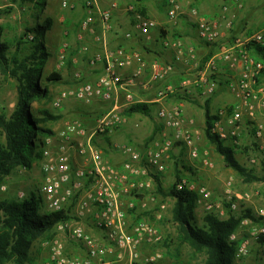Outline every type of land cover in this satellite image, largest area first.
<instances>
[{"label": "built area", "instance_id": "built-area-1", "mask_svg": "<svg viewBox=\"0 0 264 264\" xmlns=\"http://www.w3.org/2000/svg\"><path fill=\"white\" fill-rule=\"evenodd\" d=\"M224 1L222 14L216 19L200 16L197 9L190 10V15L196 19L198 38L204 44L219 43L224 37L221 22H226L229 30L234 27L235 17L227 16L230 4L240 11L246 2ZM61 7L67 11L80 7L84 9L85 16L79 24L77 40L82 43L81 53L85 55L90 52V47L86 45L87 37L98 45L99 50L89 58L88 64L91 69L100 65L102 73L95 82L83 81L82 75L76 74L74 77L78 84L62 90L53 99V107L60 109L67 101L75 100L87 107L100 104L109 105V108L89 129L78 121H67L63 131L44 140L40 161L43 176L40 195L48 212H67L69 219L56 227L82 241L87 249L85 257H68L64 254L63 245L55 242L50 247L47 264H95V260L108 255L117 256L118 261L127 256L129 264H134L142 244L158 245L162 237L155 226L147 223L140 222L129 228V211L143 212L147 209L146 193H157L156 178L166 173L173 156L179 155V151H184L192 161L201 158V131L196 127L195 119L186 118L183 105H167L171 96L177 92L190 94L193 88L202 90L207 97L212 96L218 86L215 78L218 65L220 62L227 64L230 71L238 72L237 76L235 74L228 79V89L238 102L232 113L226 109L219 111V120L214 123L211 132L223 141L240 145L241 133L250 131L257 150L254 146L250 149L249 164L258 167L263 161L264 126L259 122V115L264 116V58L252 53L255 47L264 51V28L236 37L205 63L199 59L196 50L185 46L183 41L163 39V46L173 50L174 60L169 63L154 62L149 79L144 82L141 79L147 67L143 57L139 53L128 52L124 47H110L108 35L113 30V14L118 9L116 3L104 8L100 0H62ZM140 10L137 0H131L127 6V12L132 15L133 29L144 39L151 40L158 23ZM184 14L180 0H168L167 15L172 24L176 25ZM125 37L132 39L133 35L127 33ZM28 39L33 41V35L30 34ZM69 51L70 44L65 42L59 55V69L67 63ZM134 64L136 68L128 74ZM178 65H183L187 73L195 71L196 75L194 78H182L175 87L168 86L158 91L156 121L161 126L158 136L145 150L116 144L114 150L123 157V163L119 167L109 163L98 146L100 139L125 124L124 111L138 103L135 90L147 91L153 85L165 82L176 73ZM203 155L204 166L212 168L214 165L208 157L209 153ZM232 187V181L227 182L225 198L214 203L210 189L193 181L188 173L180 180L175 179L177 192L195 193L198 205L222 220L228 218V210L242 211L241 204L251 199L249 192H235ZM19 198H25V194L21 193ZM169 198L175 202V198ZM167 208L166 203L159 205L158 221L163 219ZM256 216L262 220L255 223L245 219L241 228L247 227L246 230L237 231L230 237L231 242L238 243L237 260L250 256L252 244L259 243L264 237V209L257 211ZM81 221H91L107 244L102 247L86 234Z\"/></svg>", "mask_w": 264, "mask_h": 264}, {"label": "rangeland", "instance_id": "rangeland-1", "mask_svg": "<svg viewBox=\"0 0 264 264\" xmlns=\"http://www.w3.org/2000/svg\"><path fill=\"white\" fill-rule=\"evenodd\" d=\"M48 1L49 4L53 3L57 5V0H33V2H26L25 4L20 3L18 5H12L11 0H0V9L13 8L10 14L0 17V29H2L4 37L8 40H12L23 34L26 29L42 24L48 18L53 20V26L46 37V47L47 51L50 53V57L46 61L44 69L46 74L53 72L58 74H60L59 72L63 73L65 75L64 79L68 81V83H65V81L62 80V82L52 85L50 87L49 100L44 101L42 104L34 103L32 105V111L48 110L52 115L60 117L59 120L53 121L48 125L54 135H57L53 129L59 128L57 131L63 129L64 124L67 121H84L88 126H94L96 122L108 111L109 105L96 104L94 106L87 107L75 100H70L67 101L60 109H55L53 107V99L56 98L62 90L72 88V86L77 85L78 82L75 80V77L72 78L73 82H71V78L68 76L74 73L72 57L69 56L70 51L68 52L67 63L65 66L61 69L57 67L59 65V55L62 45L65 42H68L71 50L72 37L70 34L69 36L66 35V33L68 31L71 33L68 17L69 14L73 13V11L64 10L61 7L62 0H58L59 2L57 8L50 11L47 5ZM220 1L224 4V0ZM39 2H45L46 4L42 7L39 5ZM251 2H253L256 7L253 8L254 11L251 13V16H248L243 22H241H245V24L237 26L236 22L234 23V28L236 26L238 27V30L234 33V39L236 37H241L242 33L251 34L264 28V0H246L244 8L240 11L238 10V15H243L248 9L247 4ZM217 18H219V16ZM209 19L216 18L211 17ZM231 42H220L221 46L217 47V49L213 48L215 49V52L210 58L217 54L223 45L230 44ZM206 59L207 58H204L202 61L204 62ZM235 74L237 76L238 72L234 73L230 71L227 64L220 62L215 75L218 86L213 97H207L203 95L201 90L194 88L190 94L179 92L181 97H187L186 102L191 103V108L194 112L199 114V118L195 119L196 127L201 131L202 135L199 141L201 158L199 160L192 161L187 157V154L184 151H179V155H175L169 163V168L166 173L159 178L163 186L164 194H159L157 192L151 193L153 196H150L151 194L146 193L145 198L147 209L143 212H136L135 210L129 211V228L140 222L147 223L155 226L162 237V242L158 245L142 244V246L138 249V257L135 258L134 264H206L207 257L205 252L199 251L190 246L188 243L182 242V235L180 234L179 228L173 219L175 202L167 197V193L175 183L176 164L179 165L180 170H184L183 167L191 168L192 172H187L185 170L184 172L188 173V176L192 178L193 181L203 184L210 189L214 203H217L225 198L226 184L229 181H232L233 183V191L249 192L251 199L247 202H243L241 204L242 211L234 212L235 214L240 215L245 210H250L252 211V214L258 218L256 216L257 211L264 209V182H247L236 172L227 168L222 156L218 154L216 147L204 134V106L207 100H211V108L214 110L213 114L215 115H217L221 109H234L237 105V99L228 89L229 80L228 78H225V75L232 77ZM173 75L169 77L166 82L170 81L171 84L177 83L180 77L175 78V81H173ZM195 75L196 72L192 70L189 73L185 72L180 79L185 77L194 78ZM83 81H85V79H83ZM221 83L223 85H220ZM134 92L137 97L141 95L139 91L135 90ZM16 100V83L13 80L2 76L0 72V111L6 109L8 113H11L15 108ZM168 100L178 102L172 96ZM201 102L202 105H200ZM157 110V107H153L150 117L140 114L125 117V124L112 132L116 134L114 135L115 140H111V133L100 139L98 146L104 152L105 159L109 163L116 167L121 166L123 163V157L114 150V146L116 144L130 145L139 150H145V148L149 146L154 131L158 130V122L156 121ZM259 122L264 126V116L261 114L259 115ZM249 132L250 131H243L239 137L240 148L236 152L237 159L241 165L249 170H253L256 176L262 177L264 176V158L258 167H251L249 164L248 157L250 155V149L253 148L254 143V136L251 135V133L249 134ZM205 152L209 153L208 157L213 162L214 166L212 168L206 167L203 164L202 160ZM40 161L41 159H37L30 170L16 168L11 176L5 179L4 185L2 186L5 187V190L1 189V196L4 199L19 198L20 194L24 193L25 197L29 199L32 192L39 196L40 187L43 184ZM162 203H166L168 208L164 213L163 219L158 221L156 219V214L159 210V205ZM43 205L44 210L47 211L45 204ZM207 214L208 212L203 206H196L194 216L195 221L199 226L203 225ZM227 215L228 211L226 212V216ZM258 219L260 221L262 220L260 218ZM81 222L82 228L86 234L94 238L102 247L107 244V241L103 239L102 236H96L93 234L92 231L94 228L96 229V227L92 225L91 221ZM246 228L247 227L244 229L240 228L238 232L244 231ZM55 242H60L63 245L64 254L68 257H85L87 254V249L82 241L72 238L68 232L61 231L55 227L49 235L40 237L33 244L30 250V259L26 264H47L49 260L50 247ZM263 259L264 245L261 243H253L251 255L241 261H238L237 264H263ZM94 262L95 264H129V257L126 256L124 260L118 261L117 256L108 255L102 259L95 260Z\"/></svg>", "mask_w": 264, "mask_h": 264}, {"label": "trees", "instance_id": "trees-1", "mask_svg": "<svg viewBox=\"0 0 264 264\" xmlns=\"http://www.w3.org/2000/svg\"><path fill=\"white\" fill-rule=\"evenodd\" d=\"M26 2H33V0H11L12 5ZM45 4V2H39L42 7ZM12 10L13 8L0 9V17L10 14ZM140 11L146 15L144 10ZM52 26L53 20L48 18L42 24L26 29L23 34L12 40L4 37L0 29V72L2 76L16 83L17 90L14 110L11 113H8L6 109L0 111V264H26L30 259L33 244L40 237L49 235L59 223L69 219L65 211L53 213L45 211L41 195L37 196L34 192L29 199L27 197L4 199L1 196L5 179L11 176L16 168L30 170L37 159H42L44 140L54 135L48 125L60 119L48 110L32 111V105L49 100L50 87L63 80L60 74L54 72L46 74L44 69L50 57L46 47V37ZM235 31L233 27L226 41L231 42L234 39ZM30 34L34 37L33 41L28 39ZM219 46L220 44H216L214 48L217 49ZM215 49L205 61L214 54ZM252 54L264 58V51L259 47H255ZM178 80L175 86L182 79ZM214 95L215 93L211 97ZM179 97L183 100L187 99V97ZM154 106L136 103L126 109L123 116L131 117L140 114L150 117ZM228 111L232 113L233 109ZM204 112V134L216 147L218 154L223 157L226 167L247 182H264V176L258 177L253 170L241 165L236 153L240 148L239 145L223 141L212 134L211 129L219 120V116L213 114L211 100L206 101ZM157 126L158 130L154 131L151 142L161 131V126L159 124ZM253 146L257 147V144ZM183 169L192 172L191 168L183 167ZM184 170H180L179 165L176 164L177 180L186 176ZM159 178H156L157 192L164 194ZM167 194V197L175 198L173 219L182 235V242L205 252L206 264H237L241 261L236 259L238 243L231 242L230 237L239 231L245 219L255 223L260 221L252 214V211L245 210L237 215L228 210V218L225 220L214 213H208L203 225L199 226L194 216V210L198 205L197 195L177 192L175 183ZM225 206L230 207L229 204ZM259 243L264 245V237L260 238Z\"/></svg>", "mask_w": 264, "mask_h": 264}, {"label": "crops", "instance_id": "crops-1", "mask_svg": "<svg viewBox=\"0 0 264 264\" xmlns=\"http://www.w3.org/2000/svg\"><path fill=\"white\" fill-rule=\"evenodd\" d=\"M167 1L168 0H137V5L142 10H144L145 14L149 18L155 20L158 23V28L155 31H153L151 40H146L133 29L132 15L127 12V6L131 3V0H100V3L104 8H107L114 3L118 5V9L114 11L113 14V20H112L113 30L108 35L110 47L112 49L117 47H124L128 52L139 53L143 57L147 67L146 73L141 79L144 82L149 79V76L151 74V66L154 62L159 61L160 63H169L174 60L173 50L167 49L163 46V39H177L183 41L185 46L192 47L196 50L197 55L201 61L207 56H209V54H211V51L216 45V44L213 45L204 44L199 40L196 19L190 15V10L197 9L200 16L205 18L208 17V19L211 17L216 18L222 14L223 6L226 3L225 1L224 4H222L223 2L220 0H180L185 9V14L182 15V17H180L176 25L172 24L168 18ZM58 2L59 1L57 0V5H56L53 3L49 4L48 1L47 3L48 9L50 11L56 9L58 6ZM229 7H230L229 8L230 12L227 14L228 18L235 17L234 23L236 22L237 26L239 25L242 26L245 24V22L244 23L241 22H243L245 18H247L248 16H251V13L254 11L253 8H255L256 6L253 2L248 3L247 4L248 9L247 11H245L243 15H238V10L232 4H230ZM84 16H85L84 9L80 7L77 10H74L72 14H69L68 17L71 33L69 31L67 33L68 36L70 34V36L72 37L71 50L69 52L70 54L69 56L72 57V62L74 67L73 70L74 73L68 75L71 78V82H73L72 78L76 74L82 75L85 81L95 82L102 73V68L100 65H98L95 69H91L88 64L89 58L99 50L98 45L93 41V39H91L90 37H87L86 39V45L90 47V52L86 55L81 53L82 43L77 40V34L79 31V24L81 20L84 18ZM237 26L235 27L236 31L238 30ZM229 31L230 30L227 28V23L221 22V33L222 35H224V37L220 42H226L227 38L230 37ZM127 33H132L133 38L126 39L125 35ZM244 35L246 34L245 33L241 34V36ZM136 66L137 65L134 64L133 67H131V69L127 71V73L131 74L133 70L136 68ZM57 67H59V65ZM59 73L61 74V77L65 81V83H68V81L64 79L65 75L61 72ZM184 74H185V70L183 65H178L176 68V73L173 75V81H175L174 80L175 78H179V77L181 78ZM225 78L229 79L231 78V76L225 75ZM175 85L176 83L171 84L170 81L161 82L153 85L151 89L147 91H141V92L139 91L141 95L137 97V102L145 103L149 105H155L154 107H157L158 109L159 104L156 103V97L158 91L168 86L175 87ZM72 87H75V85H73ZM179 96H180L179 92H177L172 97L176 99L178 102H173L172 100L170 101L168 100L167 105L171 106L174 104H181L185 108L186 118L198 119L199 114L194 112V110L191 108V103L186 102V100L180 99ZM200 105H202V102L200 103ZM212 112L214 113L213 109ZM79 122L82 123L88 129L91 128L84 121H79ZM58 129L59 128L53 130L57 134L63 131V129L57 131ZM114 135L116 134L114 133L110 134L111 140L112 139L115 140ZM92 232L96 236H101V232L97 228L96 229L94 228Z\"/></svg>", "mask_w": 264, "mask_h": 264}]
</instances>
